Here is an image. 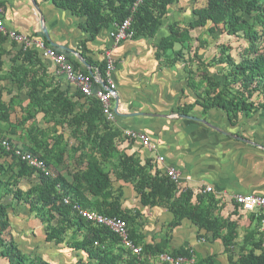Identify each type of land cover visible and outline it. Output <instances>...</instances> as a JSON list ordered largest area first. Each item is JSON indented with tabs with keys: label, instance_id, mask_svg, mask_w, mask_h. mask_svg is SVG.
<instances>
[{
	"label": "trees",
	"instance_id": "16d2710c",
	"mask_svg": "<svg viewBox=\"0 0 264 264\" xmlns=\"http://www.w3.org/2000/svg\"><path fill=\"white\" fill-rule=\"evenodd\" d=\"M50 1L84 18L79 27L85 37L79 40L78 50L93 72L97 70L106 82L107 59L95 61L89 55L87 42L103 28L115 29L131 15L135 0ZM180 1L144 0L133 13V39L155 38L164 27L170 6ZM198 2H192L190 19L168 23L167 34L154 44L161 68L184 64L187 88L195 95L194 101L178 107V112L187 114L199 107L206 115L218 110L226 114L232 125L243 117L250 118L259 112L264 115V0ZM220 34L241 39L243 43L238 46L221 43L210 59L204 58L200 50L209 46V38ZM7 40V33L0 31V44ZM11 43L13 48L20 46L15 41ZM54 48L65 53L76 69L90 73L70 52ZM13 50L0 51V72L5 66L3 56L12 54L10 67L0 81L9 76L16 82L17 91L28 88L29 101L21 106V111H16L15 106L25 101L13 97L6 101L0 89V258L8 264H54L22 252L13 239L8 210L23 208L42 222L46 242L66 246L78 258L73 264H170L160 259L164 253L184 256L190 264L219 263L216 254L202 257L189 240L179 248H171L170 232L185 218L198 231L211 234L208 238L198 233V239L220 242L229 264H264L261 214L246 212L255 226L242 231L238 220L222 215L221 199L215 194L201 189L195 195L193 189H183L162 173L151 158L147 157L143 163L137 152L121 149L123 143L133 141L121 137L122 131L106 117L100 100L87 97L78 89L73 96H67L58 87L49 89L51 85L43 78L49 76L48 67L37 50L21 46ZM42 120L54 125L45 128ZM64 125L69 131L57 129ZM3 140L8 141L10 149L3 145ZM72 141L77 144L70 145ZM15 148L42 159L50 174L17 157ZM68 160L62 171L61 165ZM116 182L131 186L143 206L163 207L173 214L166 228L169 231L164 235L168 237L157 243L146 240L145 222L140 221L143 213L138 207L125 205L123 187L116 188ZM75 204L124 219L131 240L141 247V252L137 254L125 247L119 235L107 226L83 217ZM233 204L234 215L245 213L234 199Z\"/></svg>",
	"mask_w": 264,
	"mask_h": 264
},
{
	"label": "crops",
	"instance_id": "0c3cea01",
	"mask_svg": "<svg viewBox=\"0 0 264 264\" xmlns=\"http://www.w3.org/2000/svg\"><path fill=\"white\" fill-rule=\"evenodd\" d=\"M36 3L38 8L35 7L33 0H0V15H2L7 29L42 40L45 38L50 45L51 42L55 43L51 46L59 49L67 47L79 52V40L85 37L79 23L84 18L76 17L68 10L56 7L50 0H37ZM183 4L185 3L180 1L170 6L164 27L153 39L138 37L115 44L111 37L114 27L103 28L96 38L87 42L89 55L95 61L100 62L107 59V53L111 52V55L114 54L118 58V62L123 61L127 66L121 78L116 75L115 79L112 76L115 62L114 69L111 71V78L114 82L116 81L117 95L120 98L119 111L122 113L119 115L115 112L116 120L113 122L120 131L131 128L146 132L155 146L154 150H151L141 146L140 143L133 142L123 143L121 149L126 148L128 153L137 152L143 163L147 157L151 158L164 174H167L168 168H175L181 174V180L177 184H181L183 189H193L195 195L201 189L207 193L205 188L211 186L214 190L209 193H213L221 199L219 205H222V215L231 220H238L243 231L248 227H254L255 222H251L249 213L233 214V196L236 193L264 196V115L259 112L250 118L243 117L238 124L232 125L222 111L211 110L204 115L201 109L196 107L187 113V115L206 119L215 127L180 115L184 113H179L178 107L195 99L193 92L187 88L184 64L179 62L172 67L161 68L155 58L154 44L167 34L166 25L168 23L173 20L185 21L191 18L192 4L190 9L182 12ZM44 27L47 29L49 40L43 30ZM19 47L13 48L11 39L8 38L5 44H0V51L9 52ZM70 54L79 60L76 55ZM11 56L12 54L3 56L5 66L4 71L0 72V76H4L8 71ZM43 60L48 67L49 74L43 78L52 86L49 89L58 87L59 91L66 93L67 96L75 95L77 91L75 85L59 75L56 66L51 61ZM81 64L85 66L83 63ZM7 77L0 81L3 98L6 101L11 97L24 100L22 105L15 106L16 111H21V106L27 105L29 101L28 88L17 91L16 82L11 77ZM9 90L11 93H8ZM82 102L83 100H81ZM59 109L61 110V108ZM113 110L115 111V100ZM39 118L42 119V115ZM42 125L48 128V126L52 127L54 123L42 120ZM57 129L69 131L67 125L58 126ZM221 130L240 135L252 143L236 139ZM72 144H77V142L72 141L70 145ZM160 156L165 158L164 162L159 161ZM69 162L68 160L61 165L62 171ZM122 184L123 182H116L114 186L117 188ZM122 187L125 205L138 207L143 213L140 221L145 222L143 231L146 240L150 243H157L163 237H168L164 236L165 230H167V224L172 221L173 214L163 207L143 206L131 186L126 184ZM8 211L11 235L21 251L48 260L43 253L44 250L48 252V247H36L40 251H31L35 243H40L36 239L42 240L44 245L49 244L44 239L42 222L35 220L28 210V216L31 219L30 231H24L21 215L17 214V211L21 212L20 208L15 210L10 208ZM170 233L169 245L172 249L179 248L189 239L195 240L193 245L197 251L202 254L204 252L209 255L216 254L217 260L219 259L222 264H229L228 255L224 252L220 242H211L204 238L198 239V233H203L208 238L211 234L198 231L189 219H183L182 224ZM22 245L24 248L21 247ZM51 262L56 264L52 260ZM0 264L8 263L0 258Z\"/></svg>",
	"mask_w": 264,
	"mask_h": 264
},
{
	"label": "built area",
	"instance_id": "2783aa9c",
	"mask_svg": "<svg viewBox=\"0 0 264 264\" xmlns=\"http://www.w3.org/2000/svg\"><path fill=\"white\" fill-rule=\"evenodd\" d=\"M144 0H135L131 7V15L125 18L116 28L111 32L115 44L120 43L126 39H132L134 32L132 30L133 13L137 11L139 6ZM0 31L7 33L8 38L17 42L24 49L31 48L39 52L43 59L51 61L57 68V73L63 76L69 83L81 91L87 97H95L103 104V112L106 117L112 122L116 120V113L113 110V103L117 96L116 84L111 78V71L114 69V60L111 57V52L107 53V76L106 82L100 73L96 70L93 73H86L82 68L76 69L74 64L68 60L63 52H59L56 48L48 46L42 39L34 38L30 35L15 31L8 30L5 21L0 16ZM122 137L132 140L133 142L140 143L141 146L154 150L155 146L152 143L150 136L140 130L126 128L122 130ZM8 149L10 145L7 140L2 141ZM14 153L17 157L27 161L31 166L50 174L49 167L39 157L32 153L26 152L20 148H15ZM159 161L164 162L165 158L160 156ZM167 175L176 183L181 180V174L175 168H168ZM214 189L211 186L205 188V192H212ZM233 199L241 206L245 212L255 211L263 216L262 230L264 231V196L252 193L240 194L236 193ZM69 203V199H65ZM74 207L79 213L90 221L107 226L114 231L122 240L125 247L131 249L134 253L139 254L141 247L136 246L130 238V232L127 222L119 217H109L96 211L83 209L79 204ZM160 259L168 261L170 264H190V261L184 256H172L167 253L161 254Z\"/></svg>",
	"mask_w": 264,
	"mask_h": 264
},
{
	"label": "rangeland",
	"instance_id": "374dc122",
	"mask_svg": "<svg viewBox=\"0 0 264 264\" xmlns=\"http://www.w3.org/2000/svg\"><path fill=\"white\" fill-rule=\"evenodd\" d=\"M182 1L185 3V4H183L184 6L182 8L183 9L182 12L190 9V6H191L193 0H182ZM200 1H204V0H199L198 4H201ZM209 41H210L209 46L207 48H205V49H201L200 50V54H202V56L204 58H206V59H210L215 54V52L218 49V45L221 44V43L231 42L235 46H238L239 44L243 43V40L237 39V38L232 37V36H228L226 34H220L219 36L214 37V38L211 37V38H209ZM235 53H236V51H235ZM111 57L114 59V61L116 63L115 69L112 71V76L115 78V76L117 75L119 78H121V75H123L125 73L127 66L123 63V61L122 62H118V58H116V56L114 54H112ZM20 211L21 212L17 211V214L21 215V218L23 220V230L24 231H30L29 230V225L31 224L30 223L31 219L28 216L29 212H28L27 209H23V208L20 209ZM34 226L36 227L35 223H34ZM166 228H167V226H166ZM166 232H167V230H165V233ZM36 241H40V243H35V245H34V247H33V249L31 251L32 252L40 251V249H37V248H39L41 246H44L46 248L48 247V252L46 250H44L43 253L48 258V260H50V261L52 260L56 264H73L78 259L77 257L72 256L73 253L66 246H62V245L58 246V245H55L53 243L44 245L42 240L36 239ZM189 241L191 242V244H194V242H195V240H191V239H189ZM203 243H205V242H203ZM21 247L24 248V245H22ZM70 254H71V256H70ZM204 254H201V256L202 257H206V256L209 255L206 252H204ZM216 264H222V263L219 260V263H216Z\"/></svg>",
	"mask_w": 264,
	"mask_h": 264
},
{
	"label": "water",
	"instance_id": "95a60500",
	"mask_svg": "<svg viewBox=\"0 0 264 264\" xmlns=\"http://www.w3.org/2000/svg\"><path fill=\"white\" fill-rule=\"evenodd\" d=\"M33 3H34V5H35V7L38 8V5H37V3H36V0H33ZM43 30H44V32H45V34H46L47 39L49 40L50 37H49V35H48V32H47L46 27H44ZM51 45H55V43L51 42ZM63 49H65V50L69 51L70 53L76 55V56L79 58V60L81 61V63H83V64L88 68L89 72H90V73H93V68H92L91 64L88 63V61L85 59V57H84L81 53H79L78 51H75V50L69 49V48H67V47H63ZM119 100H120V98H119V96L117 95V96L115 97V112H116L117 114H119V115H122V113H120V111H119ZM141 114H147V113H141ZM132 115H135V114H132ZM180 115H181L182 117H187V118H192V119L199 120V121H201V122H203V123H205V124H207V125H211V126L215 127L214 125L210 124L206 119L199 118V117H196V116L187 115V114H180ZM221 131H222V130H221ZM222 132H224V133H226V134H229L230 136H232V137H234V138H236V139L244 140V141H247V142L252 143V141H250V140H248V139H246V138H244V137H242V136H240V135L231 134V133L226 132V131H222Z\"/></svg>",
	"mask_w": 264,
	"mask_h": 264
}]
</instances>
